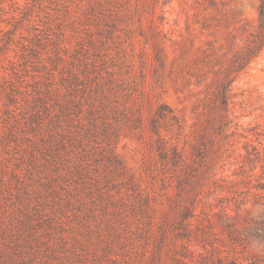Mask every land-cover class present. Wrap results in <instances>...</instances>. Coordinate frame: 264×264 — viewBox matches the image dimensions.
<instances>
[{
    "label": "rangeland",
    "instance_id": "obj_1",
    "mask_svg": "<svg viewBox=\"0 0 264 264\" xmlns=\"http://www.w3.org/2000/svg\"><path fill=\"white\" fill-rule=\"evenodd\" d=\"M262 2L1 1L0 264H264Z\"/></svg>",
    "mask_w": 264,
    "mask_h": 264
},
{
    "label": "trees",
    "instance_id": "obj_2",
    "mask_svg": "<svg viewBox=\"0 0 264 264\" xmlns=\"http://www.w3.org/2000/svg\"><path fill=\"white\" fill-rule=\"evenodd\" d=\"M1 1H4V0H0ZM259 17H260V20L261 22L264 21V2L261 3V5L259 6ZM214 97H215V100H219L220 103L222 105H226L227 103V86H221V89L217 92L214 93ZM162 115V113H161ZM157 133L158 130H157ZM160 148H159V151L161 152L162 156L164 159H166L168 157V153H166V149H165V146L163 144H159ZM171 157H169L171 159V162L173 164H177L182 161V155L180 154V152H178L177 150H172L171 151Z\"/></svg>",
    "mask_w": 264,
    "mask_h": 264
}]
</instances>
